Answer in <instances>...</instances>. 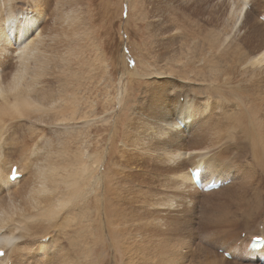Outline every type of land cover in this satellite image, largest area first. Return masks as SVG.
Returning <instances> with one entry per match:
<instances>
[{"label":"rangeland","instance_id":"rangeland-1","mask_svg":"<svg viewBox=\"0 0 264 264\" xmlns=\"http://www.w3.org/2000/svg\"><path fill=\"white\" fill-rule=\"evenodd\" d=\"M28 1L30 0L16 1L14 4V7L18 6L16 12L35 14L33 11L37 9L33 10L29 6L31 1L29 4ZM37 1L39 9L44 8L47 13L45 21L40 23L39 27H42L40 30L43 35L46 37L50 35L53 39L50 44L53 51L51 72L56 78L50 85L60 97L62 94L66 95L65 101H68L72 109L68 110L65 120L61 116L58 122L51 121L50 126L37 124L33 136H47L41 145L44 146L45 152L49 150L52 152L51 161L55 165L61 164V159H58L56 154L65 144L70 153L71 163L74 162L75 153L77 155L82 149H87L92 157L89 162L94 163L97 157L102 169L97 168L100 174L96 172L91 183L81 184L83 192L93 186V193H90L89 199L79 197L77 208L68 206L64 213L53 220L40 218V222L36 221V224L48 227V231L43 233L46 237L38 235L26 243L33 250L42 246L49 248V260L46 264H147L142 262L146 258L152 262L149 264H156L158 258L155 259L150 253L153 249L160 248L164 244L163 239L170 234L169 246L167 243L169 250L168 252L163 250V253L167 256L172 249L176 250V254L172 251L175 254L173 258H176L172 260L173 264H206L207 260L212 258L217 261L222 258L226 246L233 248L239 257L243 258L247 236H254L257 233L260 235L264 230L261 229L264 228V201L259 205L257 217L251 220L250 224L254 226L244 230L237 226L238 223H243L242 218L233 223L224 222L219 217L225 206L226 198L222 199L225 191L208 195L209 193L195 188L198 190L195 196L188 192L183 193L184 195L177 193L173 185L166 181L170 175L169 165L164 163L165 159L152 148L163 143L156 145L158 144L156 141L145 140L140 124L148 115L147 105L150 112L163 105L174 112V108L176 110L182 108L178 106L184 97H189V94L201 97L207 92L205 89L208 87L217 88L232 97L239 93L245 104L244 97H254L257 91L264 93V66L260 69L244 68L245 62L256 52L255 48H260L262 41L264 42V22L260 19V15L264 13V0L261 6L253 8L252 4L245 6L246 9L249 6L252 8L249 17L252 20H260L263 25L258 27L261 40L252 37L250 41L244 39L247 31L241 27L240 33L237 31L239 27L231 29L232 21H228L227 11L230 7L229 0H67L58 7L60 12L72 10L67 25L60 24V20L55 18L57 11L53 0L48 4H46L48 0ZM212 52L218 53L215 56ZM222 70L227 75H222ZM213 74H219L217 80H214L216 76L211 77ZM41 83L43 84L42 79ZM170 98L171 101L168 100ZM177 101L178 104L172 108L173 103ZM75 103V117H72ZM213 116L209 118V122L207 121L208 125H213L215 121ZM248 118L247 128L252 131L255 129L256 134L259 131L264 132V107L257 114L250 111ZM17 120L19 119L11 123V131L9 128L4 131L3 139L9 137V143L14 139V142L18 143L15 147L19 146V142L32 145L31 142L23 140L27 135H31L22 126L25 123ZM257 122L260 126L258 129ZM39 126L44 127V130H39ZM243 126L245 127V122ZM210 129L209 127L204 131L201 137L204 140L194 137L190 140L187 137L188 140L186 139L182 145L183 152L206 149L208 150L206 157L210 159L223 160L227 157L234 162L241 153L240 156L243 157L235 164L247 166L250 173L246 169L244 170L248 173L242 171L244 176L249 174L247 184H253L251 188H254L255 184H260L261 199L264 200V166L261 169L253 165V135L248 132L251 137H247L244 145L240 144L242 147H239L238 129L233 131L231 137L228 132L223 133L221 137L217 135L215 137L214 130ZM6 132L9 136H6ZM208 138L214 140L208 141ZM209 145L211 148L207 147ZM234 146L236 151L233 150ZM243 147H246L244 150L250 149L247 150V154ZM10 151L11 148L7 150L8 158L11 161L18 160L15 149L13 152ZM263 152L264 150L262 151L264 157ZM196 157L192 156V159L185 160L186 170L188 167H195ZM63 162L67 163L66 160ZM237 172L238 170L234 171L237 179L244 177L240 171ZM252 174L253 176H250ZM105 176L107 179L109 176L110 178L107 180ZM98 180L102 183L97 184ZM31 182L29 178L26 183ZM97 185L100 188H97ZM24 187L25 184H22L21 188ZM189 200L193 203H189ZM171 203L173 206L168 205ZM230 205L233 206L228 202V206ZM186 206L187 210H184ZM66 213L76 217L78 222L82 218L81 224L85 218V223L90 228L84 231L82 226L77 227L73 222L67 229L64 227L60 229L59 223L67 216ZM116 225L120 229L125 228L128 234L125 240L122 241V236H115L110 230ZM165 229L168 232L163 236ZM104 238L108 241H104ZM41 239L45 241L49 239V242L38 244ZM73 239L74 243L71 245L70 240ZM121 244L127 247V250L122 248ZM218 246L223 248L218 249ZM179 254L181 256H178ZM40 255L37 258L43 257ZM157 257H160V254ZM223 257L230 261L228 264H258L255 258L231 261L230 255Z\"/></svg>","mask_w":264,"mask_h":264},{"label":"bare ground","instance_id":"bare-ground-1","mask_svg":"<svg viewBox=\"0 0 264 264\" xmlns=\"http://www.w3.org/2000/svg\"><path fill=\"white\" fill-rule=\"evenodd\" d=\"M16 1L18 0H0V253H3V255H0V264H46L48 263L49 260L48 259L50 252L49 248L47 246L45 247L42 246L40 249L33 250V248H31V246L27 244L29 241H31L32 238H35L38 235H41V237L44 235V237H46L45 236L46 234L43 233H46V231H48V227L45 225L36 224L37 223L36 221L40 222L39 220L40 218H43L47 221L53 220L54 218L59 216L64 210H66L68 206L71 207L73 206L74 208H77L76 203L79 197L84 196L85 198L89 199L90 193H93V186H91V188L83 192L82 190L83 187L81 186V184L91 183L92 179L94 178V174L97 172V168L99 167L98 168L99 170H101L102 168H101V164L99 163L100 161L98 160L97 157L94 162L95 164L90 163L89 161L92 157L89 151L87 149H82V148H81L82 151L78 152L77 155L75 153L76 157L74 159V162L71 163L70 153L67 151L68 147H66L65 144H64V148H62L61 151L60 152L58 151V153L56 154V156L59 157L58 159H61V164L55 165L51 161L53 155L52 152H50V150L49 152L47 151L45 152L44 146L42 147L41 145L42 144L41 142H43V140H46L44 138L45 137L47 138V136L45 137L44 135H41L39 137L33 136L37 124L48 126L49 124L50 125L52 124L51 121L56 120L58 122V119L61 116L65 120L67 118L68 110L72 109V107L69 106L67 100L65 101L66 95L62 94L60 97L58 93H56L54 89L51 88L50 85L51 81H54L56 78V76L51 72V63H52L51 59H52L53 51L50 44L52 42L51 41L52 36H50L49 34L48 37L43 35L40 30V28L42 27H39L40 23L45 21L47 17V13L45 12L44 8L43 10L39 9V3L37 0L36 1L30 0L31 3L29 5L33 10L37 9L36 11H33L35 12V14H33L32 12H23V13H19V11L16 12L17 11L16 8L18 7V6L14 7ZM30 1H28L27 3L29 4ZM65 1L67 0H53V3H55V8L57 11L55 18L60 20V24L64 23L63 25L68 24L69 19L71 17L70 12L72 11V10L61 11L62 12L61 14L60 8L58 7H61V4L62 3L64 4ZM229 1H230V7L228 8L227 11H228V21L229 22L232 21L231 29H235L239 27V30H237L239 33L241 31V28L247 31V34L243 36L244 39L247 41L248 40L250 41V38L252 37L253 39L255 37L260 39L261 33H259L258 31L259 30L258 27L262 25V23L260 22V20H255V19L252 20L251 17L249 16L254 6L262 5V0H229ZM49 2L51 3V0H48L46 4H48ZM40 4L42 5V3ZM250 4H252V8H250L249 6V8L246 9L245 6ZM260 16H261L260 19L264 22V13H262ZM225 26H227V24ZM43 30L44 29H42V31ZM226 39L227 38L225 37L224 40ZM215 42H219V41L215 40ZM255 49H257L255 50L256 52L245 62L244 68L260 69L262 66H264V42L262 41V46L260 48L256 47ZM218 70L221 71L220 69ZM219 74L216 75L213 74L211 75V77L214 78L216 76L214 80H217L218 78L217 75ZM222 75H227V73L223 71ZM41 79L43 84L41 83ZM62 90L63 87L61 89V93ZM205 90H207V92L205 94H202L201 97L200 95L190 96L191 94H189V97L188 96L184 97V100L178 106L182 108L178 110L174 108L173 109L174 112H172L170 108H166L164 105L158 109L155 108L153 112H150L147 105L146 113L148 115L143 121H141L140 124L142 125L143 128L142 134L145 140L158 142V144L156 145L163 143L162 144L163 147L161 145L152 148L153 151H158L161 157L165 159L164 163L169 165L170 175L166 179V181L169 184L173 185L172 187H174L173 189H175L177 193L184 195L183 193L188 192L190 193L191 196H195L198 194V190L195 189V186L190 181V173L197 169L200 170L199 178L202 179L204 183H207L212 179L219 180L222 182L229 180L228 182L229 184L227 183L222 187L218 188L217 190H212L210 192H207L206 194L209 193L208 195H210V193L213 192L225 191L226 193L222 194L223 195L222 199L226 198V200H224L225 206L221 211L222 214L219 215L220 219L224 220V222L231 221L235 223L238 222L239 220L238 218H242L243 223L241 224L238 223L237 226L238 228L248 230L251 229V226H254L253 224H250L251 220H253L255 216L257 217L259 211V205L264 200L261 199L260 184H255L254 188H251V185L253 184L251 183L247 184L249 174L244 176L242 172L244 169L249 171L247 166L241 167L240 165L237 166L235 164L236 161L238 162V159L243 157L240 156L241 153L239 152L240 157L237 156L238 159H235L236 160L235 162L232 159L228 160L227 157H226L227 160L226 159L219 160L215 158L210 159L209 157H206L208 154V150L206 149L190 150V151L186 150L183 152L182 145L185 144L186 139L188 140V138L190 139L191 137H194V139L202 140L203 138L201 137L205 133L204 131L207 130V128L209 129L210 127L211 129L214 130L213 136L215 135V137L216 135L221 137L223 133H227V132L231 137V135H233V131L235 129H238L239 130L238 136H240L238 138V144L240 147L241 146L240 144L244 145V142L247 137L248 138L251 137V135L249 137L248 134V132H250L253 135L252 136L253 144L251 143L252 152H253L252 156L254 158L253 165L262 169L264 166V160H263L264 157L262 156V151L264 150V143H263L264 134L262 133L264 132L261 133L259 131L256 134L254 131L255 129L252 131L251 129H249V127L247 128L248 126L247 120L249 121L248 113L250 111L257 114L263 110L264 93L263 92L259 93L257 91L256 92L257 94L254 97H248V98L244 97V101L246 102L245 104L243 103V100L239 96V93L236 94L234 97H232L228 93H223L217 88L208 87ZM168 100L171 101V98ZM176 104H178V101L177 103H173L172 108ZM75 110H76V103L73 105L72 117H75L74 116ZM238 110H240V112H238ZM212 115H214L213 117L215 121L213 125L212 124L208 125L207 121L209 122L210 120L209 118H212ZM256 118H258V116H256ZM15 119H19L17 121L21 120L25 123L22 126L25 128V130L27 129L31 135L30 136L27 135L26 137H24L23 140L27 143L31 142L30 144L32 145L28 146V145H24V142L22 143L19 142V146L15 147L17 141L15 143L14 139L13 140L11 139L12 136L10 137L11 141H13L11 143H9L8 141L9 137L8 138L6 137V139L4 138L5 140L3 139L5 135L4 131H7L8 128L10 129L12 125L11 123L13 121L15 123ZM212 122L213 121H211V123ZM223 122H227V123H223ZM244 122H245V127L243 126ZM256 124L258 129L260 127L259 122H257ZM22 126H21V130L23 128ZM38 129L43 131L44 127L40 128L39 126ZM7 135L8 134L6 132V136ZM206 135L208 136V134ZM207 136H206V140H207ZM234 137L232 138V141L234 140ZM17 139L18 138H16V140ZM209 139L210 138H208V141ZM235 139L237 140L236 137ZM210 140H214V139H210ZM225 143L228 144L229 142L228 143L225 142ZM230 143L232 144V142ZM198 144H200L199 141ZM209 144H211V142ZM234 144L235 142L233 143V145ZM235 146L233 150L235 149ZM207 147L209 148L210 145ZM247 147L249 146L247 145ZM10 148L12 152L15 149V153L17 154L18 160L11 161L8 158L9 153H7V150L9 151ZM225 148H227V146ZM245 148L246 147H243V151H245V154H247L246 153L247 150L249 151L250 149L247 148V150H244ZM229 150H227V153L229 152ZM153 151L151 150V152ZM234 151H236V149ZM192 156H197L196 158H194L195 167L191 166L190 168L188 167L186 170L184 168L185 165L184 162L185 160L192 159ZM65 160L67 163L63 162ZM60 165L61 167H59ZM12 168H15L16 174L19 175V178H16L13 181L9 180V175L11 173ZM61 170H63L64 172H62ZM237 170L238 172L240 171V173H242L241 176H244L241 179L238 178L239 180L237 179V175L234 173V171ZM253 174L250 176H253ZM29 178H31L32 182L30 184H27L26 182L27 180H29ZM104 178L107 179L106 176ZM100 180H98L97 184L102 183L100 182ZM22 184H25L24 189L21 188ZM96 187L100 188L99 185H97ZM43 197H45V200H43ZM168 197H170V195ZM188 202L193 203L191 200H189ZM228 202L229 203L231 202L233 206L231 205L228 206ZM168 205L173 206L172 203ZM184 210H187V206L185 207ZM68 213H66L67 214V216H65L66 218L64 217V219L61 220V222L59 223L60 229L63 227L67 229L68 225H70V223L73 222L77 227L79 225L82 226L81 228L84 231L85 229L90 228L85 223L86 221L85 218H83L84 221L83 224H81L82 218L78 222L76 217L69 216L71 213H69V215ZM150 221H152V219ZM163 226L166 227L165 224H163ZM124 229L125 228H121V229L118 228V225L110 228V230H112L115 236L116 235L118 237L122 236L121 237L122 241L123 239L125 240L128 235L126 234V231ZM261 229L264 228L261 227ZM163 232H164L163 236H165L167 235L168 231L166 232L165 229V231ZM261 232L262 231H260V233ZM111 233L110 236L112 237ZM170 235H167L163 239L162 242L164 244H162L160 248L153 249L152 253H150L151 255L153 254L155 256V259L158 258V260L155 261L156 264H168V263L173 264L172 262V260L174 259L173 255L176 254L175 252L176 250L174 251L172 249L167 256L165 253H163V250L164 252H168L169 250V247L167 248V243L170 240L169 239ZM263 237H264V230L260 235H258L257 233V235L254 236L252 235L247 236L244 245L243 258L239 257V255L236 253V251L233 248H228L226 246L224 247L223 253L221 255L222 258L217 259V261H215L213 258L212 260L209 259L207 260L206 264H228L230 261H227L223 257V255H228V256L230 255L231 261H237L240 259L244 261L247 258H255L257 263L260 264V260L261 259L264 260ZM106 238L109 240L107 236ZM106 238H104V241H108ZM256 238H259V240L261 241V243L255 244V247L257 245L256 248L257 251L246 252L251 241L255 240ZM41 240H43V242H40ZM41 240L39 241L38 244L49 242V239L47 241H45V239H41ZM70 242H72L70 243L72 245L74 243V239L70 240ZM25 243L28 246H26ZM121 246L122 248L127 250V247L125 248L123 244H121ZM260 247H262L261 250L258 249ZM222 248L223 247L218 246V249H222ZM158 249H161V251H159ZM158 251L161 253H159ZM172 251H174L175 254ZM180 253H182V250H180ZM40 254L43 257L37 258V256H39ZM159 254L160 257H157ZM178 256H181V254H179ZM142 262L143 263L147 262V264L152 263L148 258L143 259Z\"/></svg>","mask_w":264,"mask_h":264},{"label":"snow or ice","instance_id":"snow-or-ice-1","mask_svg":"<svg viewBox=\"0 0 264 264\" xmlns=\"http://www.w3.org/2000/svg\"><path fill=\"white\" fill-rule=\"evenodd\" d=\"M0 255H3V253H0Z\"/></svg>","mask_w":264,"mask_h":264}]
</instances>
